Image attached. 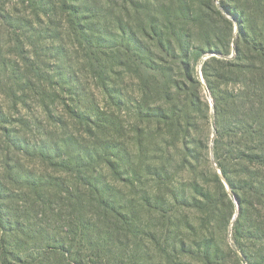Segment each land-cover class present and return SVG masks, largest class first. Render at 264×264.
Wrapping results in <instances>:
<instances>
[{"label": "trees", "instance_id": "trees-1", "mask_svg": "<svg viewBox=\"0 0 264 264\" xmlns=\"http://www.w3.org/2000/svg\"><path fill=\"white\" fill-rule=\"evenodd\" d=\"M174 1V12L160 16L150 14L155 4L146 15L134 5V23L108 30L89 0L21 1L30 13L0 0L15 43L6 52L0 34V77L9 76L14 104L35 98L50 119L61 106L90 141L73 134L31 148L12 135L0 104L8 150L39 155L76 180L25 176L6 159L0 264H149L148 240L165 264H264V34L240 29L231 49L232 22L216 7ZM64 24L89 61L91 83L67 59ZM201 44L222 48L199 75ZM101 166L132 197L106 185ZM136 182L145 190L132 189Z\"/></svg>", "mask_w": 264, "mask_h": 264}, {"label": "rangeland", "instance_id": "rangeland-1", "mask_svg": "<svg viewBox=\"0 0 264 264\" xmlns=\"http://www.w3.org/2000/svg\"><path fill=\"white\" fill-rule=\"evenodd\" d=\"M21 1L24 0H12L11 9L14 13H16V9L25 11L26 13L31 12V8L28 7V3H23ZM197 2H206L208 5H212L216 7L226 19L232 22V39L231 49L234 47V39L238 37V31L241 29L246 33V35L252 37L254 34L263 33L264 34V0H196ZM149 3L157 5L159 8L154 10V12H150V14H157L160 16V10L172 13L174 12L177 4L174 0H89V4H94L95 9L100 12L98 16L100 17L101 24L104 28L108 30H115L118 21L123 22L124 24L127 22L136 20V13L134 5H138L137 8L140 14L146 15L147 11L144 10V7ZM144 10V12H143ZM123 20V21H122ZM214 20V19H210ZM209 21V22H210ZM213 22V21H212ZM216 22V21H214ZM204 25H202L203 27ZM8 29H11V26L8 27V24L4 21H0V34L1 40L4 45L5 51L8 52L9 49L14 47V41L9 39ZM225 30V27H222V31ZM64 36H63V46L65 47L67 59L69 60L71 65H74L75 68L79 71L82 78L88 80V83L92 82V70L88 67L89 61L84 55L83 49L76 44L75 38L72 34H70L68 26L65 24L63 26ZM12 33V32H11ZM261 41V40H260ZM201 43V42H200ZM199 43V44H200ZM260 43H263L261 41ZM201 48L204 51L199 63L197 64L196 71L201 74V66L202 61L207 58L215 55V49L222 48L221 46L214 47L213 50L205 45L201 44ZM9 53V52H8ZM236 55V51L231 52L228 56L232 60ZM11 56V55H10ZM91 71V72H90ZM91 79V81L89 80ZM0 104L2 105L6 115L8 116L7 126L13 131L12 135H18L19 140L23 143L26 142L28 146L34 147L36 144H44V142L51 141H59L63 138L67 140L69 135H73V137H77L84 144L90 143L89 140L84 138L80 131L81 128L74 122H72L69 118H67L65 112L62 107H56L55 109V118L50 119L48 117V113L44 111V109L39 106L35 98H31L27 104H14V96L13 89H10L9 86H6L7 83H10L9 76L1 78L0 81ZM93 89V87H92ZM94 90V89H93ZM96 90V91H95ZM95 93L97 97L103 99L102 94L99 89H95ZM68 101V100H67ZM66 120V122H65ZM214 125V124H213ZM212 125V129H213ZM205 127V126H204ZM211 128V123L208 125ZM213 138V131L211 134V144ZM62 143V142H61ZM9 141L7 135L4 130L0 129V171L4 174V163L6 159L9 157H13L10 162L11 165H19L21 169L27 173L25 176H32L36 179L39 177L47 176V177H57L59 179H65V183L67 185H74L75 183V174L66 175L62 172H57L54 167L46 162L43 157L39 155L26 154L24 152H20L11 148V151L8 150ZM132 147V146H131ZM14 151V152H13ZM4 166V167H3ZM19 168L16 167L15 171L17 172ZM98 174L100 175L103 182L112 187L113 191L117 193V195L121 197H125L129 199L132 197L131 195V187L123 181L117 180L112 175L111 171L104 166L98 168ZM63 175V176H62ZM192 178L197 179L198 173L194 176H190ZM152 187V182L149 180L147 182L146 188L150 191ZM17 189H32L27 185H23L22 187H18ZM48 189H55L50 187ZM132 189H140L145 190L140 185L135 183V188ZM185 189V188H182ZM189 192V189H185ZM235 201V200H234ZM142 204L138 205L141 206ZM237 211H235L236 213ZM234 213V215H235ZM146 214L143 211V215ZM151 215L145 216L144 220L148 221L149 225H151L152 220L149 219ZM192 217L194 220H197L198 215L192 212ZM233 219L234 216L232 217ZM46 221V216L39 215L37 220ZM231 227V224H230ZM133 248V246H132ZM143 250L148 252L149 254V264H165V260L161 259L160 253L157 250V247L151 241H145L143 244Z\"/></svg>", "mask_w": 264, "mask_h": 264}, {"label": "water", "instance_id": "water-1", "mask_svg": "<svg viewBox=\"0 0 264 264\" xmlns=\"http://www.w3.org/2000/svg\"><path fill=\"white\" fill-rule=\"evenodd\" d=\"M205 90H206V92H207L208 97H210L209 94H208V90H207L206 87H205ZM212 121L214 122V118H213V117H212ZM214 136H215V126L213 125V138H212V143H213ZM223 181H224V183H225L227 189L230 190V186H229V184H228V182L226 181L225 178H223ZM230 196L232 197V199H234V200L236 201L235 195H234V193L231 192V191H230ZM236 204H237V202H236ZM237 208H238V204H237ZM236 216H237V212L235 213L234 218H235ZM240 256H241L242 261H244V257H243L241 254H240Z\"/></svg>", "mask_w": 264, "mask_h": 264}]
</instances>
